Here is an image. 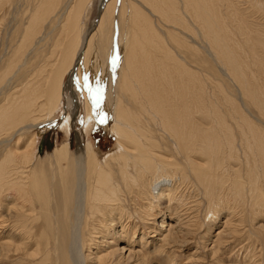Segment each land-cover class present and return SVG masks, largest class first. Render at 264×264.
<instances>
[{
	"label": "bare ground",
	"instance_id": "6f19581e",
	"mask_svg": "<svg viewBox=\"0 0 264 264\" xmlns=\"http://www.w3.org/2000/svg\"><path fill=\"white\" fill-rule=\"evenodd\" d=\"M17 1L0 0V8L2 5L12 7ZM36 1L33 10H26V15L29 14L19 31V45L21 48L30 46V51L48 43L49 32H44V21L50 19L58 4L51 0L45 7V0ZM115 1L109 10L113 18L123 11L121 4L115 9ZM144 1L166 22L163 38L151 26L148 17H143V13L142 17L136 16L138 11L129 2L132 10L128 17V49L125 53V38L119 32V25L112 27L105 51L109 59L99 67L100 79L93 77L90 87L81 63L93 40L90 33L103 25L101 21L108 15L107 4L103 9L106 14L93 22L96 27L87 30L78 49L71 54L68 49L62 51L61 62L69 60L68 65L65 68L61 63L56 65L51 69L50 78L45 76L40 81L37 76L42 75V71L35 69L32 73V68V74L25 75L23 68L26 72L27 57L15 51L16 48L5 60L0 55L2 258L21 252L27 264H119L120 259L133 264H152L149 245L158 241L168 248L183 246L194 233L193 229L181 228L185 223L195 224L190 221L194 215H189V207L181 205L184 196L181 192L175 194L181 186L192 187L199 198H211L215 208L221 203L227 204L230 199L238 201L239 205L253 200L257 207H264V202L261 206L258 201V195L264 194V86L260 79L264 78V65L261 59H256L258 56L254 57L261 63H257V75V69L256 73L253 69L245 71V66L228 55L230 46L224 42L227 29L223 15L227 13L225 5L230 3L227 0H180L183 6L178 8L176 1L168 5L165 0ZM64 7L63 12L54 17L55 22L61 24V17L68 13L70 18L66 19V25L73 24L69 1ZM6 9L0 14V24ZM140 20H143L141 26ZM71 40L70 46H73ZM205 46L213 56L202 50ZM54 48H50V52ZM247 53L250 56V52ZM212 57L218 59L220 68L242 94V102L229 97L223 85L213 81V68L209 64ZM75 72L83 88L81 95H84L79 104L76 91L71 90ZM65 76L67 79L63 83ZM88 87L93 105L88 102ZM215 87L223 103L215 100L218 96L214 95ZM67 91L68 101L73 105L67 115L69 118L62 124L67 133L71 128L69 119L81 115L80 105L85 109L83 129L88 134L100 105L112 104L114 124L110 125V132L116 138V148L106 153L102 161L89 137L85 148L78 146L76 151L71 150L66 139L55 143L46 156L38 153L36 128L54 122L52 115L59 109ZM244 99L262 117L259 122L244 111ZM133 104L140 109H132ZM105 125L109 126L107 122ZM109 161L114 165H109ZM154 185L158 187L156 195L150 192ZM178 197V205L171 203ZM128 199L140 201L132 207L135 213L141 210L137 216L145 223L142 226L123 211ZM163 199L169 200L168 205L162 203V207H157L153 202L161 203ZM228 209L231 213L228 211L230 214L222 221L223 227L215 233L211 246L214 253L228 244V237L232 239L237 227L245 222L244 217L232 222L236 211L232 206ZM184 218L185 223L182 222ZM258 224L259 229H264V221ZM154 233L160 238L150 240L157 237ZM173 260L170 258L167 264H173Z\"/></svg>",
	"mask_w": 264,
	"mask_h": 264
},
{
	"label": "rangeland",
	"instance_id": "374dc122",
	"mask_svg": "<svg viewBox=\"0 0 264 264\" xmlns=\"http://www.w3.org/2000/svg\"><path fill=\"white\" fill-rule=\"evenodd\" d=\"M48 1L49 0L47 1L45 0V4H44L45 7L46 5L49 6V3L52 2L51 0L49 2ZM56 1H58L57 2L58 4L56 3L57 4L56 8L55 10L53 9L54 12L50 15L51 16L49 17L50 19H46L44 21L45 24L44 22H42V24H44L46 28L44 32L45 33L49 32V36L47 38L48 46L47 44L46 45L44 44L45 46H43L40 49L36 48L37 50L34 49V51H30L31 49L30 46L24 47L25 46L24 45L23 48H21L22 45H19V42H20L19 40H20V35H21L19 34V31L23 27L22 25H24V23H26V20H27V17H28L27 15L29 13L27 11L28 14L26 15L25 13L26 10L28 8L29 10L30 9L33 10V7L37 4V1L36 0H18L17 3L14 2L15 4H13L12 7H4L6 5H2V7L0 8V14L2 13V9L4 11L7 8L6 9L7 12L6 11H5L6 13L4 12L6 15L3 14L5 15V17H3V21L0 24L2 25L1 27L2 29L0 28V55L3 57V60H5L7 58L6 57L7 55H10L12 52H14L15 48H16L15 51H18L21 54L25 53L28 63L26 65L27 71L24 72V68H23V73L25 75H28V74L31 75L33 72H35L34 71L35 69L41 70L42 71L41 74L42 75L45 74V75L42 76L39 74L37 76V78L39 77L40 81L44 80L45 76L46 77L48 76V78H50V74L56 65H59L61 63L62 66L64 65V68L67 67L69 60H67V63L61 62L62 59L64 58L62 56V51L68 49L69 50L67 51L68 54H71V52H74L75 49H78V46H80V44L83 41L82 37L84 38L87 30L93 26V22L97 20L100 16H102L103 14H106V11L103 10L105 7L104 4H107V6L109 7L107 11L108 15L107 16L104 15V17L105 16L106 17L102 19L101 21L103 25H101L99 28L97 27L98 29L95 28L96 31L94 30L92 33H90V36L92 35L93 40L92 42L89 43L88 47L86 48L84 52L83 60L81 63V67L83 66V70L84 72H86V76H87L88 81L86 80L87 81L86 83L87 85H88V82L90 83L89 87L90 85L93 84V81H92L93 77L96 78L97 76V79L98 80L100 79L99 77L101 76V70H99V67L101 68L102 63H104L106 59H109L105 51L110 42L109 37L111 34L112 27L119 25V32L123 33L124 38H125V49H126L125 53L128 49L129 40H130L128 38L130 35V25H129L130 23H129L128 17H129L130 11L132 10L130 9L131 3L129 4V2H132L133 5L135 6L134 10L136 9L135 11L136 12L138 11L136 13V16H139V15L141 16L142 15L141 13H143V17L146 16L148 17V19H150L151 26L157 31V33L160 35L161 38H163L162 36L164 32L166 31L165 29H163L165 28V25H167L166 22L160 18L159 13L155 11L154 7L149 5L147 1H144V0H136V2L135 0H118V1L116 0L114 2V4H116L114 5L115 9H118L119 5L121 4L120 6H123V11L121 15L120 13L119 14L117 13L116 16L114 15V18L109 12V10L113 8L112 6L113 0H104V1H101V0H56ZM68 1H69V6L72 9L71 19L73 17L74 19L72 22L73 24L66 25V19L70 18L68 13H66L65 15L61 17L60 19L61 24H58L57 22H55L54 17L58 16L59 13L63 12L65 8L64 7L65 3ZM154 1L158 2L159 0H154ZM168 1L170 0H165V4L167 3L166 5H168V3L174 4L173 1H176L175 2L176 7L182 8L183 6L180 0H172L170 2ZM254 1L253 0H243V1L242 0H231V1L227 0V2H229L230 4L226 2L227 5H225L226 6L225 11L227 13L224 14L223 16L225 19V23H226L225 26L227 29L226 33L224 34V38L226 37V39H224V42L229 43V46H230L227 51L229 52L228 55H230L231 58L232 57L235 58L241 64L242 67L245 66L246 67L244 68L245 71H248V70L250 71L253 69V72L256 73L258 64L261 65V63H258L260 59H261L260 62H262V65H264V62H263L264 61V51H261V49L264 48V0H254ZM239 15L241 18L238 17ZM125 21L127 22L125 23ZM142 21L143 20H140L141 23L139 22L140 26L143 24ZM54 23L57 25H55ZM95 25H97V23ZM242 26L246 27V28L243 27V29L244 30L246 29L245 31L248 30L247 32L249 33L245 32L242 29ZM93 27H96V26H93ZM94 32L96 33V35H94L95 34ZM136 33L139 34V28H137ZM244 35L248 36V38L247 37L245 38ZM68 39L70 40L72 39L71 40L72 42L74 41L73 46H70L71 45L70 40ZM243 41H246L245 43H247L246 45L247 47H245V43H243ZM249 43L252 45H250ZM169 44L170 42L168 41V45ZM50 48H54V51L50 52L51 50ZM205 48L206 49H202L204 52L207 53L208 51V53L210 52L209 55L211 56L214 55V53L209 48H207V46H205ZM28 51L30 52L27 55ZM247 51L250 52V56H249V53H247ZM255 53H257L258 55H255ZM135 54L139 55L137 51L135 52ZM241 55L243 56V59ZM255 56L256 57L258 56V57L256 58ZM254 57L258 59V61ZM213 58L214 57H212V61H209L210 66L213 68V71H212L213 81L217 82L220 85H223L229 97L231 96L234 98V100L236 101L239 100L242 102L240 98V95L242 94L238 92V89L236 88V86L231 83V79L227 75H225L224 70L220 68L219 66L220 63L218 59L217 58L213 59ZM1 63H4V62H1ZM217 67H218V70H217ZM30 69L32 70V73ZM94 73H95V76H93ZM257 75H259L258 69H257ZM40 78H43V79H40ZM74 78L75 79L71 86V90L76 91V99L78 100L77 102L79 104L80 102L84 100V97H83L84 95H81L83 88H82L81 82L79 81L77 72L74 73ZM66 79L67 77L64 78L63 83H65ZM105 79L107 80L109 78L105 77ZM260 79H263L262 84L264 86V78L262 77ZM105 84H106V81H105ZM89 91H90L89 92L90 97L88 96V100L90 99L92 100L90 88H89ZM213 92H214V95L218 94V96L217 95L215 96L216 97L215 100L223 103V101L220 100L222 99L221 98L222 96L218 93L219 91L217 90V87H215ZM67 96H68V91L66 93V97L62 98V103L60 104L59 109L52 115V117L54 118L53 119L54 122H52L51 124L36 128V131L39 133L38 153L43 155L44 157L46 156V153H49L52 150L55 143H58V142L60 143L66 139L69 140L70 147L72 148L71 150L76 151L78 149V146L85 148L88 137L90 141H92L93 143L95 142L94 146L96 147L97 152L100 153L101 158L104 155H106V153H109L110 151L115 149L116 148V143H115L116 138L110 132V129L112 127L110 125L114 124L112 120L113 109L110 108L112 107V104L110 106L109 104L107 105V103L106 104L103 103L105 105H102V104L100 105L101 108L97 110V118H95L96 120L91 123L90 128L88 127L89 128L88 134L87 132H84V129H83L85 109H83L84 106L82 107L80 105L79 106L80 108L78 110L81 113V115L80 116L74 115L73 119L71 120L69 119L71 128H70V132L67 133L68 132L67 129L63 128L62 124L65 119L69 118L67 115H69V113L71 112V109L73 108V105L68 101ZM124 98L125 97H123V100ZM91 100L88 102H90V104L92 103L91 105H93V102H91ZM243 101L245 105L244 111L246 112V114H248L249 112L248 115L252 116L253 117L252 119L253 120L255 119L256 122H259L260 121L259 117L261 116L257 114L255 107L250 103L248 104L245 99ZM92 107H90V109H92ZM131 107L132 109L137 110V111L140 109V106L137 104L135 105L133 104ZM135 107H137V109ZM221 110L224 111L223 108ZM145 120H148L146 116H145ZM106 122L109 124L108 127H106L107 124L105 125ZM102 160L103 158L100 161ZM108 164L114 165V162L109 161ZM233 164L235 166H238L237 163H233ZM182 188L183 187L181 186L180 191L179 190L175 191V194L178 195L181 192L182 195L184 196V199L180 200L179 197L176 199L173 198L174 201L172 199L171 203L178 205L179 200H180L182 206L189 207V209L187 210V211H190L189 215L190 216L194 215V217H191L190 221H193L195 224L191 226L190 224L186 225L185 223L186 218H184V221L182 222L185 223V226L181 223V225L184 226L181 228H184L183 230L193 229L194 233L188 236L189 238L186 239V242L185 244H183V246L174 245V247L169 246L168 248L165 245L161 246L160 245L161 242H158V241H156L153 245H149L148 249H149V254L151 255L150 260L152 264H167L170 258L171 259L174 258L173 264H178V262H180L181 264H264V229L263 228L259 229L257 227L260 221L261 222L264 221V212H263L264 207L260 208V205L259 207H257V204H254L255 201L253 202V200L249 201V204L245 203L244 205H239L238 201L235 202L233 199H230V201H228L229 204L228 203L224 204L219 201L221 204H219L215 208L214 204H212L213 202H211L212 200H210L211 198L207 197L206 199L208 200L199 198V195L196 193V191L192 187L187 186L186 188L185 187L183 189ZM157 189L158 187L154 185L153 187H151L150 192L153 193V195H156L155 193ZM215 192L216 191H214V194L216 195L219 194L218 192L217 193ZM260 192L262 193L263 190H261ZM234 195L236 196L235 192H234ZM263 195L264 194L258 195V201L260 202V204H262L261 206H263V202H264ZM131 200H133V202ZM131 200L128 199L127 203H125L126 205H124L125 208H123V211L128 212V215H132L133 216L132 218H136L134 220L135 221L137 220L138 223L142 226L145 223L142 222V220L140 221V218L137 216L139 215V212L141 210L135 213V210L132 207L133 204L135 205L137 203L139 204L140 201L138 199H131ZM163 200L164 202L162 201L161 203H159V201L157 200H153V202L158 204L157 207L159 205H160L159 207H162L163 204L164 206L168 205L169 200L168 202H167V199H163ZM211 205L214 206V209ZM231 206L234 207L235 208L234 210L236 211L233 213L235 217H233L232 222L234 220L235 222H238L240 220V217H244L245 222L239 225V227H237L236 229L237 232L232 239L228 237V239H230L229 243L224 245L225 247L222 246V248L218 252L214 253V250L211 246L213 245V240H215V233L217 232L216 230L223 227L222 221H224L226 217L228 216V214L231 213V210L228 209V208H231ZM228 211H230V213ZM218 213H220V215ZM3 214H6V212L4 211ZM148 221L151 222V220H148ZM154 234L156 235V233ZM149 235H151V233H148V236ZM156 236L157 237L150 238V240L156 239L159 237L158 235ZM122 243L123 241L120 242V246L122 245ZM133 247L137 248L136 246H133ZM174 251L175 253H173ZM124 253L126 255L128 253V250H126V252ZM168 253L171 254L172 256L169 255ZM166 258L168 261L166 260ZM26 261L27 260L25 259L24 253L22 254L21 252L17 254H10V257H7V258H2L0 256V264H27ZM120 261L121 262L119 264H133L131 261H127L125 259H120Z\"/></svg>",
	"mask_w": 264,
	"mask_h": 264
},
{
	"label": "flooded vegetation",
	"instance_id": "af4514ba",
	"mask_svg": "<svg viewBox=\"0 0 264 264\" xmlns=\"http://www.w3.org/2000/svg\"><path fill=\"white\" fill-rule=\"evenodd\" d=\"M92 138H93V136H92ZM94 141V140H93ZM95 143V142H94Z\"/></svg>",
	"mask_w": 264,
	"mask_h": 264
}]
</instances>
